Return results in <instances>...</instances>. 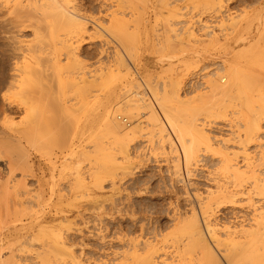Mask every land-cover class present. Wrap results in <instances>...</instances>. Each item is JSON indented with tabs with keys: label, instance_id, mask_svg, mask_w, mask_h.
Returning a JSON list of instances; mask_svg holds the SVG:
<instances>
[{
	"label": "rangeland",
	"instance_id": "obj_1",
	"mask_svg": "<svg viewBox=\"0 0 264 264\" xmlns=\"http://www.w3.org/2000/svg\"><path fill=\"white\" fill-rule=\"evenodd\" d=\"M70 1L72 3V5H70L71 3L69 4L70 7H75L78 13L86 16V24L89 22L87 26L90 29L86 26L85 34H83V36H86L82 38L83 41L81 38L79 40L81 45L80 43L78 45L80 47L79 50L76 51V54L78 53L77 57L74 56L72 58L74 62L72 59L67 61L66 58L62 56V59L60 58L61 62L57 66H61L64 69L62 70L61 68L60 71L58 69V72L63 75V77H61L63 81L66 77L65 82L68 85L74 80L73 78L77 76L78 79H76L79 82L80 75H83L87 79L86 90H84V93L87 94L85 95L83 93L84 96H81L80 93L78 96L79 93L76 87H73L74 89L68 87L66 88V92H68L63 93V98H67L65 100L68 101L70 100L68 98L74 95L71 97L68 104H75L79 108V110L77 107L72 108V110L75 109L73 111L77 114L72 111L69 117L70 119L63 121V126L64 128L67 126V130L71 125V128L66 131V134V129H64L63 132L62 123L56 121H53V123L49 122L46 127L44 126V129L38 128L39 125L41 127V124L36 123L37 125L39 124L36 127L38 128L37 131H39L37 134L40 137L37 135L34 137V142L36 141L35 145L33 144L34 142H32L31 144L33 145H31L28 140H23V143L25 142L24 146L27 152L26 157L28 165L26 163L17 164L8 161L10 155L7 156L8 154L0 147V264H62V262H64L63 264H70L68 263L70 260L68 257L56 255V251L53 248L54 246L51 241L53 242L54 237L58 235L62 237V241L59 240L61 239L59 236L57 237L58 240L65 242L66 251L69 254L74 253V256L77 257L82 264H144L140 259L143 260L144 256L148 254L150 247L159 249L157 258L155 259L158 264H199L200 260L198 259L202 256L200 254L201 250L197 249L196 251V249H194L192 252L186 253L184 249L189 239L188 236L183 234V227L185 224L187 225L189 223H187V221L191 220L194 211L197 212L201 222L204 223L203 227L206 230L208 238L217 251L216 254H218L217 256L219 257L217 258L218 260L220 259L218 264H229L230 262H228L227 259H229L228 257L230 255L227 251L230 250L229 253L235 252V250L239 249V245L242 246L245 243L246 239L240 237L243 234L240 235L239 233L237 235L240 238H237V242L240 243L243 240L244 243L242 244H238L236 240L234 242L228 241L225 237H220L221 242L219 241L218 243L213 238L212 234H210L209 230H211V228H208L207 225L210 223L209 221H211L212 224H217L218 227L221 228L224 226H231L233 229L240 231L247 228L249 229L251 225L253 226L255 224V222H253L255 221V211L253 206L245 200V196L238 195V198L235 197L234 201L229 197L227 199L224 198L226 196L219 193V187H229L231 188H227L229 190H233L234 188L238 189V187H234V185L236 186L238 184V181L236 180V182L230 173H227L225 170L224 159L227 158V153H230L229 155L231 157V154L233 155L237 152L241 153V151L245 149L247 153L250 155L252 154V159L254 158L253 161L257 169L256 175L258 179H263L264 167H262L263 164L260 166L258 161H260V155L264 153V137L253 140L254 142L247 141L246 143V141H244L245 139H243V136L246 134L244 131L245 122L242 123L243 120L239 115V111L242 110L239 105L243 101V99H239L242 98L243 95L240 97V95L238 93L236 94L233 90L235 93L230 91L227 95L228 91H226V93H224L225 96L222 93V95L219 94L222 96L221 98L217 96L218 94H215L216 92L214 93V82L216 81L215 83L217 84V81L220 80V85L222 87L224 85L225 87L226 83L229 81L228 76H226L228 75V70L226 71L225 68L229 67L231 61L237 60L238 54H235L237 53L235 49L240 47V50L241 48L242 51L243 49L246 50V46L249 43L251 44V41H258L260 38L263 33L262 31H264V0H221L220 4L222 5L218 4L217 0H209V2L207 0ZM212 2L214 5H211ZM212 6L213 8L211 9ZM218 6L220 7L218 8ZM259 11L261 12L259 13ZM175 14L176 17L173 16ZM247 14L249 17L246 16ZM167 15L172 16H169V19ZM167 17L168 19H165ZM229 17L232 19L229 20ZM247 18H249V20ZM50 19L48 20L53 22V20ZM136 21L140 26H138ZM96 22L104 29L99 27ZM233 22H235L236 25ZM237 22L241 24L239 23V25ZM113 24L118 28L115 27L114 29ZM189 24L190 26H188ZM233 24L235 26L238 24V26H242L243 28H234ZM55 25L57 24H54V26ZM91 25H95V27ZM60 26L59 24V31L57 30V26H55V28L53 27L52 39H50L51 37H49V39L47 37L46 39L49 44L52 42L51 47H55L57 53H60L58 49L59 47L61 48V39L63 40L66 37L67 40H69L68 38L71 37L72 40H76L72 38L75 35V32L73 35V29L75 30L73 25H71L72 27L70 25H68L69 27L67 26L68 28L71 27L70 29L72 31L65 29L67 28L66 25H63L64 29H60L62 27ZM96 26L98 30H96ZM126 27L128 28L126 29ZM117 29L118 31L123 29L124 31H122V34H124V32L127 34L123 37L121 33L118 34ZM69 33H71L72 36ZM25 34L27 41L32 39L30 32H25ZM56 34H58V36ZM67 35H70V37H67ZM257 41L255 42V47L259 49L260 42L262 41ZM257 43H259V45H257ZM58 44L59 46L57 47ZM135 44L137 45L135 46ZM153 44L154 46H152ZM75 46H77V43ZM250 46L248 45L247 47L250 48ZM173 47L175 50H173ZM55 49L53 48V50ZM120 50L123 53H121ZM133 50L134 52H132ZM247 50L245 52H247ZM255 50L257 51V49ZM234 51L236 52L234 53ZM118 52H120V55H123L119 56V54H116ZM155 52L156 54H154ZM238 53L240 54V52ZM233 54L234 56L236 55V59L232 57ZM76 61L77 63L80 61L81 64L78 66ZM125 61H127V63ZM65 63L67 65H65ZM197 64L200 65L197 66ZM248 67L247 70H250L251 73L250 75L247 74V76L251 77L250 79H254L253 77L257 74L259 78L257 79V75L255 76L257 82L255 83L256 87L259 89L258 86L261 85L260 80L262 79L263 83L260 89H263L264 77L262 76H264V71L262 69L264 68L256 66L254 68L253 66ZM206 69L208 70L206 71ZM7 70L5 67H1L0 71L6 73ZM124 71H126V73H124ZM105 74H109L108 78ZM97 80H102V82L99 81V83L101 82V86L104 85V88L103 86L101 87L99 83L98 85L97 83L94 85V82H98ZM212 82L214 85H212ZM96 85L99 86L98 89H96ZM257 88L256 91L254 90L255 92H264V89L257 90ZM75 90L77 93H75ZM97 90L99 92H97ZM95 92H97V94ZM255 92H252V94L254 93L253 96L251 95V97H253L252 101L258 102L256 99L257 97L254 96H256V94L258 96L260 92ZM234 94L237 95V97ZM64 95L66 97H64ZM166 96L171 101H169ZM164 97L168 101H166ZM236 98L239 99L237 100ZM76 99H79L78 103L80 105L76 103ZM233 99H236V101ZM73 100H76V102H71ZM134 100H137L136 103ZM163 100H165V102ZM79 101H82V103ZM238 101H240L239 105L237 104ZM169 102L170 106L167 104ZM81 104H83L85 108L83 112L82 110L80 111ZM131 104L135 105V110L134 107H131L130 110L128 109ZM127 105L129 107L126 108ZM233 105H238L239 108L238 106L234 108ZM202 106H204V109ZM253 106L255 107L254 104ZM161 107H163V109ZM44 109L47 111V108L43 106L40 108L41 111H44ZM169 109L170 111L173 109L172 112H170ZM131 110H134L133 113ZM150 110H154L160 116L155 113L157 118H154L153 115L152 117ZM221 110L222 112H220ZM179 111H182V113ZM196 111H198L197 114ZM166 112L174 117L178 113L177 117L180 116V120L182 117L184 119L187 118L184 117L185 114L190 118L191 115L188 113L193 114L195 112L190 119H192V121L195 120L196 122L194 123H197L196 125L198 127H203V134H206V137L200 136L205 142L201 139L204 143L201 142V146L199 145V148H197L196 162L193 161L190 165L186 164L185 156L183 157L184 152L182 155L183 148L181 149L180 147L182 143L181 141L179 142L181 144L178 143L176 140L177 137L175 138L177 135H175L170 125L167 126L168 118H166L167 121L164 120V117H167ZM256 112H258V108ZM81 113L82 115H80ZM258 113H256V119L260 120V125L264 132V116L259 114L260 117H258ZM22 115L24 117V114ZM22 115L15 116L14 121L15 127H21V129L22 126L26 128V126L30 125L28 124L29 122H23V124L17 126V121L20 122ZM19 117H21V119ZM71 117L75 121H71ZM120 117L122 119H127L129 125H126V123L119 119ZM100 119L102 121H100ZM68 120L69 123H67ZM105 121H107V123ZM154 122L156 123L155 125H153ZM108 123H114V126L111 125L108 127H110L112 131H116L115 137L118 140L114 135H111L115 132L110 134L108 131H112L109 129L108 131L106 130ZM105 124L106 128L104 126ZM53 125L56 126L53 127ZM59 127L62 128V132L59 130ZM169 127L172 131H170ZM200 127L198 129L201 130ZM203 130L201 131L203 132ZM45 131H47V133ZM129 131L132 133L135 132L136 138L134 140L133 138L135 135H131ZM56 132L58 134H56ZM171 132H174V134ZM52 134L54 135L52 136ZM98 136L100 137L98 138ZM111 136L114 137L115 140ZM262 136H264V134ZM37 137L39 138L37 139ZM210 137L212 139H210ZM60 138L66 141L64 140V142ZM122 138H124V140H121ZM125 138L127 142H131L123 144V142L126 141ZM168 139H170V143ZM55 140L57 142H54ZM206 140L208 143L207 146L204 145L206 144ZM120 141L122 142L120 143ZM117 142L119 144H117ZM117 145L122 146L119 147ZM71 147L72 149L68 150ZM100 148H103V150ZM121 151H124V153ZM240 153L237 154L239 157L236 156L235 159L232 157L233 163H238L242 168L241 171H245V162ZM109 158H111L112 161ZM123 158L126 160H123ZM110 161L114 165H112ZM109 164L110 167L108 166ZM17 178L23 180L22 183L25 181L24 185L26 187H23V189L27 188V190L24 189L23 191L22 189L19 192L23 184L21 185L20 183L21 187L15 185L18 181ZM13 180L16 182H13ZM21 180L18 182H21ZM249 181L246 180L240 184H244L240 187L241 190L245 192L254 190L251 186V181ZM232 182H235V184L233 185ZM7 183H10V185L7 186ZM10 188L12 189L10 190ZM12 191L15 193L17 191L19 192L15 194L18 198L15 197ZM255 192V190L250 191L251 195L253 193L255 194H253L254 196L252 195L254 198L253 202L257 205V208H263L264 198ZM10 193H12V195ZM8 194L9 196H6ZM209 200L210 209L208 208L207 211L210 213L207 215L204 214V210L202 209L204 204H208L207 202ZM21 201L23 202L22 204H20ZM253 202L252 204H254ZM56 234L57 236H54ZM45 239H48V241ZM230 242L231 244L232 242L233 244L236 242L237 246H232L233 244L230 245L233 248L236 247L234 250L229 248L230 246L228 245ZM48 243L49 245H47ZM52 253L55 256H53ZM138 256L140 257L138 258ZM137 258L138 261H136Z\"/></svg>",
	"mask_w": 264,
	"mask_h": 264
},
{
	"label": "bare ground",
	"instance_id": "obj_2",
	"mask_svg": "<svg viewBox=\"0 0 264 264\" xmlns=\"http://www.w3.org/2000/svg\"><path fill=\"white\" fill-rule=\"evenodd\" d=\"M174 1V0H173ZM209 2V0H207ZM176 2V1H175ZM218 4L221 3V0H217ZM70 0H0V70H1V67H5V69L7 70L6 73H3L0 71V147L3 148L4 152H6L9 156L10 155V159H8V161H12V163H26L28 165V162H27V152L25 150V146H24V143H23V140H28L30 142V144L32 142H34V137L37 135V129L38 128H42L44 129V126L46 127L48 125V123H53V121H56L58 123H62L61 126H63V121H66L67 119H70V114L73 110L72 108H75L77 107V109L79 110L78 106L75 105V104H72L71 102H76V100L74 101H71L70 103L71 104H68V102L71 100V97H73L71 95L70 97V94H69V97L68 99H70L69 101L68 100H65L67 98H63V93H67L66 92V88L68 87H76V90L78 91V96L80 95L81 93V96L83 95L84 93V90H86V81L87 79L82 75H80L79 77V82L77 81V77H74L73 81H69V85L65 82L66 80V77L64 78L65 80L63 81V79L61 77H63L62 74H60L58 72V69L59 71L61 70V66H57L60 64L61 62V57L64 56L66 58L67 61L71 60L74 56L77 57V54H76V51L79 50V43L81 45V42L79 41L80 38L81 40L83 41V37L86 36L83 34H85V30H86V16H83L82 14L78 13V10L74 7H70V5H72V3ZM76 3V2H75ZM145 3V2H144ZM70 4V5H69ZM157 4V2H156ZM194 4V3H193ZM203 4V3H202ZM206 5V4H205ZM209 5V4H208ZM211 5H214L213 2ZM222 5V4H220ZM158 6V5H157ZM194 6V5H193ZM168 7V6H167ZM200 7V6H199ZM215 7V6H214ZM220 6H218L219 8ZM192 8V7H191ZM202 8V7H201ZM213 8V6L211 7V9ZM257 8V7H256ZM264 8V7H263ZM184 9V8H183ZM187 9V8H185ZM198 9V8H197ZM203 9H204V6H203ZM207 9V8H205ZM222 9V8H221ZM250 9V8H249ZM172 10V9H171ZM182 10V9H181ZM195 10V9H194ZM193 10V11H194ZM210 10V9H209ZM208 10V12H209ZM214 10V9H213ZM220 10V9H219ZM248 10V9H247ZM173 11V10H172ZM184 11V10H183ZM186 11V10H185ZM218 11V10H217ZM255 11V10H254ZM169 12V11H168ZM181 12V11H179ZM216 12V11H214ZM258 12V10H257ZM256 12V13H257ZM261 11H259L260 13ZM185 13V12H184ZM192 13V12H191ZM213 13V12H212ZM231 13V12H230ZM247 13V12H246ZM170 14V13H169ZM187 14V13H186ZM141 15V14H140ZM182 15V14H181ZM212 15V14H211ZM214 15V14H213ZM216 15V14H215ZM252 15V14H251ZM161 16V15H160ZM168 16V15H167ZM170 17L172 15H169ZM168 16V17H169ZM174 17H176V14L173 15ZM185 16V15H184ZM224 16V15H223ZM242 16V15H241ZM248 16V14L246 15ZM94 17V16H93ZM165 18V19H168ZM169 17V19H170ZM173 17V19H174ZM195 17V16H194ZM227 17V16H226ZM249 17V16H248ZM51 18V19H50ZM95 18V17H94ZM134 18V17H132ZM157 18V17H156ZM155 18V19H156ZM183 18V17H182ZM181 18V19H182ZM186 18V17H185ZM230 18V17H229ZM246 18V17H245ZM251 18V16H250ZM48 19L50 20H53V22L49 21ZM113 19V18H112ZM139 19V18H138ZM143 19V18H142ZM179 19V18H178ZM190 19V18H189ZM228 19V18H226ZM232 18H230L229 20H231ZM241 19V18H240ZM249 20V18H247ZM120 20V19H119ZM185 20V19H184ZM193 20V19H192ZM224 20V19H223ZM222 20V21H223ZM236 20V19H235ZM242 20V19H241ZM94 21V20H93ZM134 21V20H133ZM150 21V20H149ZM155 21V20H154ZM159 21V19H158ZM228 21V20H227ZM237 21V20H236ZM244 21V20H242ZM137 22V21H136ZM166 22V21H165ZM190 22V21H188ZM209 22V21H208ZM230 22V21H229ZM241 22V21H240ZM239 22V23H240ZM104 23V22H103ZM113 23V22H112ZM116 23V22H115ZM140 23V22H139ZM159 23V22H158ZM167 23V22H166ZM180 23V22H179ZM225 23V22H223ZM223 23H222V26H223ZM235 25L236 23L233 22ZM238 23V22H237ZM238 23V24H239ZM242 23V22H241ZM240 23V24H241ZM54 24H57L55 26H57V30L59 29V24L62 26H60L61 28L60 29H64L63 28V25L66 27L68 25H73V27L75 28V30L73 29V35H74V32H75V37L73 36L72 38H75L76 40H72L70 35L71 33H69L70 35H67V37H70L68 38L69 40H67V38L65 37V39H61L60 41V44H61V48L59 47L58 49V52L60 53H57L55 47H53L55 50H53V48L51 47V44H49L47 42V37L49 39V37H51L50 39H52V34H53V27L55 28ZM97 24V22H96ZM138 24V22H137ZM156 24V23H155ZM171 24V23H170ZM199 24V22H198ZM207 24V23H206ZM226 24V23H225ZM224 24V25H225ZM233 24V25H234ZM233 26L234 28H237V29H242L243 27L242 26ZM239 24V25H240ZM89 25V24H88ZM100 26V24H97ZM114 25V24H113ZM152 25V24H151ZM160 25V24H159ZM167 25V24H166ZM219 25V24H218ZM221 25V24H220ZM91 26H94L95 25H91ZM137 26V25H136ZM138 26H140L138 24ZM157 26V25H156ZM172 26V25H171ZM190 26V24L188 25ZM214 26V25H212ZM69 27V26H68ZM65 28V29H68V30H71L70 28ZM88 27V26H87ZM116 25H114V29H115ZM123 27V26H122ZM135 27V25H134ZM153 27V26H152ZM167 27V26H166ZM186 27V25H185ZM208 27V26H207ZM206 27V28H207ZM229 27V26H228ZM262 27V26H261ZM102 28V27H101ZM100 28V29H101ZM118 28V27H116ZM128 27H126L127 29ZM156 28V27H155ZM178 28V27H177ZM202 28V27H201ZM200 28V29H201ZM230 28V27H229ZM88 29H90L88 27ZM87 29V30H88ZM104 29V28H102ZM111 29V27H110ZM159 29V28H158ZM165 29V28H164ZM169 29V28H168ZM174 29V28H173ZM189 29V28H188ZM197 29V28H196ZM208 29V28H207ZM264 29V28H263ZM96 30H98L97 26H96ZM135 30V29H134ZM137 30V29H136ZM59 31V30H58ZM72 31V30H71ZM105 31V30H104ZM109 31V30H107ZM111 31V30H110ZM115 31V30H113ZM112 31V33H113ZM121 31V32H120ZM122 31H124L123 29H120L118 31L117 29V32L118 34H122ZM170 31V30H169ZM219 31V30H218ZM227 31V30H226ZM260 31V30H258ZM25 32H30V36H32L31 40L27 41V37H26V34ZM63 32V31H62ZM70 32V31H68ZM116 32V31H115ZM132 32V31H131ZM172 32V31H171ZM176 32V31H175ZM173 32V33H175ZM192 32V31H191ZM207 32V31H206ZM240 32V31H239ZM242 32V30H241ZM261 32V31H260ZM259 32V33H260ZM263 33L259 34L260 36V40L258 39V41H262L260 42V45L259 43H257V45H259V49L256 48V41L252 42L251 41V44L249 43L248 45L250 46L247 47L246 46V50L247 52H245L246 50L243 49L242 51V48L241 50L238 48V49H235L237 51V53H235L236 51H234L235 54H238L240 56L237 55V60L235 61H231L227 67L228 68H225L226 71L228 70V75H225L228 76V83H226V86L223 87L220 85L219 81H217V84L214 82V85L213 82H212V85H214L215 87V90H214V93L215 94H218L217 96H220L222 98V94L224 95V93H226V91H228L227 95L230 93V91H235L236 94L238 93L240 95V97H242L241 95H243V97L245 98H236L237 100H242V103L240 104L238 101V105L240 106V110L239 111V115L241 117V119L243 120V122H245V136H243V139H245L244 141H251V142H254L253 140H258L260 139L261 137H264L262 136L264 134L263 132V128L262 126L260 125V120L258 121L256 119V116L258 113V117L259 114L260 115H263L264 116V92H260V91H257V92H260L262 94H256V96L254 97H257L256 99L258 100V102H255L254 100L252 101L253 97H251V95L253 96L252 92H255L256 91V80H255V76L257 75H253L254 79H250L251 77H248L247 74L250 75L251 71L250 70H247V68H249L248 66H253V68L256 66V67H263L264 68V31H262ZM56 33V32H55ZM88 33V32H86ZM97 33V32H96ZM99 33V32H98ZM219 33V32H218ZM224 33V32H223ZM233 33V32H232ZM114 34V33H113ZM116 34V33H115ZM127 34L126 32H124L123 37L124 35ZM129 34V33H128ZM155 34H158V33H155ZM239 34V33H238ZM55 35V34H54ZM58 36V34H56ZM112 35V34H111ZM164 35V34H163ZM167 35V34H166ZM191 35V34H190ZM211 35V34H210ZM56 36V38H57ZM61 36V35H60ZM72 36V35H71ZM115 36V35H114ZM117 36V35H116ZM121 36V35H120ZM158 36V35H157ZM170 36V35H169ZM195 36V34H194ZM224 36V35H223ZM236 36H237V33H236ZM235 36V37H236ZM257 36V35H256ZM258 36V37H259ZM90 37V36H89ZM119 37V36H117ZM122 37V38H123ZM162 37V36H161ZM179 37V36H177ZM184 37V36H183ZM196 37V36H195ZM234 37V38H235ZM238 37V36H237ZM242 37V36H241ZM257 37V38H258ZM55 38V39H56ZM94 38V37H93ZM115 38V37H114ZM159 38V37H158ZM169 38V37H168ZM218 38V37H217ZM230 38H233V37H230ZM127 39V38H126ZM125 39V40H126ZM166 39V37H165ZM173 39V38H172ZM178 39V38H177ZM176 39V40H177ZM182 39V37H181ZM197 39V38H196ZM46 40V41H45ZM128 40V39H127ZM136 40V39H135ZM167 40V39H166ZM174 40V39H173ZM209 40V39H208ZM220 40V39H218ZM254 40V39H253ZM130 41V40H129ZM138 41V40H137ZM164 41V40H163ZM171 41V40H170ZM179 41V40H177ZM186 41V40H185ZM191 41H192V38H191ZM228 41V40H227ZM226 41V42H227ZM257 41V42H258ZM58 42V41H57ZM125 42V41H124ZM128 42V41H127ZM126 42V43H127ZM197 42V41H196ZM210 42V41H209ZM217 42V40H216ZM219 42V41H218ZM224 42V43H226ZM77 43V46H75ZM173 43V42H172ZM187 43H188V40H187ZM255 43V45H254ZM140 44V43H139ZM159 44V43H158ZM164 44V43H163ZM197 44V43H196ZM222 44V43H221ZM253 44V45H252ZM132 45V44H131ZM137 44H135L136 46ZM160 45V44H159ZM211 45V44H210ZM220 45V44H219ZM226 45V44H225ZM59 46V44L57 45V47ZM126 46V45H125ZM134 46V44H133ZM154 46V44L152 45ZM193 46V45H192ZM208 46V45H207ZM124 47V46H123ZM163 47V46H162ZM172 47V46H171ZM245 47V46H244ZM52 48V49H51ZM136 48V47H135ZM164 48V47H163ZM200 48V47H199ZM212 48V47H211ZM227 48V47H226ZM118 49V48H117ZM124 49V48H123ZM179 49V48H178ZM196 49V48H195ZM206 49V48H205ZM208 49V48H207ZM230 49V47H229ZM257 49V51L255 50ZM53 50V51H52ZM60 50V51H59ZM129 50V49H128ZM153 50V49H152ZM173 50L174 47H173ZM224 50V49H223ZM240 50V51H238ZM102 51V50H101ZM116 51H119V50H116ZM121 51V50H120ZM156 51V50H155ZM163 51V50H162ZM178 51V50H177ZM217 51V50H216ZM225 51V50H224ZM229 51V50H228ZM242 51V52H241ZM105 52V51H104ZM129 52V51H127ZM134 52V50L132 51ZM131 52V53H132ZM158 52V51H157ZM174 52V51H173ZM176 52V51H175ZM240 52V54L238 53ZM120 52L116 53V54H119ZM121 53H123L121 51ZM161 53V52H159ZM233 53V52H232ZM231 53V54H232ZM136 54H137V49H136ZM156 54V52L154 53ZM230 54V55H231ZM123 55V54H121ZM119 54V56H121ZM129 55V54H128ZM132 55V54H130ZM201 55V54H200ZM162 56V55H161ZM228 57H230L229 55H227ZM236 56V55H235ZM234 56V54L232 55V57H234L236 59V57ZM61 58V59H60ZM117 58V57H116ZM122 58V57H121ZM128 58V57H127ZM131 58V57H130ZM134 58V57H133ZM132 58V59H133ZM239 58V59H238ZM64 59V58H63ZM196 59V58H195ZM228 59V58H227ZM65 60V59H64ZM73 62H74V59H72ZM77 60V59H76ZM79 60V58H78ZM123 60V59H122ZM190 60V59H189ZM193 60V59H191ZM63 61V60H62ZM117 61V60H116ZM72 62V61H71ZM120 62V61H119ZM127 63V61H125ZM133 62V61H132ZM211 62V61H210ZM69 63V62H68ZM189 63V62H187ZM199 63V62H198ZM71 64V63H70ZM76 64L79 66L80 61L79 63H77L76 61ZM180 64V63H179ZM195 64V63H194ZM65 65H67L65 63ZM69 65V64H68ZM186 65V64H184ZM200 65V64H197V66ZM120 66V65H119ZM207 66V65H206ZM211 66V65H210ZM216 66V65H215ZM7 67V68H6ZM115 67V66H114ZM184 67V66H183ZM182 67V68H183ZM222 67V66H221ZM66 68V67H65ZM72 68V67H70ZM74 68V67H73ZM126 68H127V65H126ZM192 68V67H191ZM195 68V66H194ZM198 68V67H197ZM204 68V67H203ZM218 68V67H217ZM246 68V69H245ZM64 68H62L63 70ZM113 69V68H111ZM110 69V71H111ZM122 69V68H121ZM162 69V68H161ZM166 69V68H165ZM169 69V68H168ZM187 69V68H186ZM210 69V68H209ZM223 69V68H222ZM221 69V70H222ZM257 69H261V68H257ZM256 69V70H257ZM72 70V69H70ZM129 70V69H128ZM160 70V69H159ZM189 70V68H188ZM196 70V68H195ZM205 70V69H204ZM208 69H206L207 71ZM264 71V69H262ZM261 70V71H262ZM73 71V70H72ZM109 71V70H108ZM214 71V70H213ZM225 71V72H226ZM250 71V72H249ZM262 71V72H263ZM69 72V71H68ZM75 72V71H74ZM77 72V70H76ZM104 72V71H103ZM101 72V73H103ZM159 72V71H158ZM221 72V71H220ZM249 72V73H248ZM67 73V72H66ZM106 73V72H105ZM116 73V72H114ZM121 73V72H120ZM119 73V74H120ZM124 73H126V71H124ZM184 73V72H183ZM223 73V72H222ZM258 73V72H257ZM70 74V73H69ZM78 74V73H77ZM259 74V73H258ZM262 74V73H261ZM62 75V76H61ZM74 75V74H73ZM107 75V74H105ZM103 75V76H105ZM113 75V73H112ZM260 75V74H259ZM69 76V75H68ZM109 74L107 75V78H108ZM206 76V75H205ZM252 76V75H251ZM160 77V76H159ZM264 77V76H262ZM70 78V77H69ZM77 78V79H76ZM121 78V77H120ZM166 78V77H165ZM164 78V80H165ZM213 78V76H212ZM227 78V77H225ZM259 78V76L257 75V79ZM76 79V80H75ZM167 79V78H166ZM220 79V78H219ZM72 80V79H71ZM108 80V79H107ZM115 80V79H114ZM113 80V81H114ZM209 80V79H208ZM222 80V79H221ZM76 81V82H75ZM98 81V80H97ZM102 82V80H99ZM98 82H94V85L97 83L98 85ZM214 81V80H213ZM101 82L99 83V85L101 86ZM112 82V81H111ZM133 82V81H132ZM206 82V81H205ZM223 82V81H222ZM260 84L262 85V79L260 80ZM259 83V82H258ZM171 84V83H170ZM96 85V86H97ZM137 85V84H136ZM181 85V84H180ZM208 85V84H207ZM211 85V84H210ZM259 85V84H258ZM259 85V89H260V86ZM103 88H104V85H102ZM101 86V87H102ZM139 86V85H138ZM99 86H97L96 89H98ZM131 87V86H130ZM264 87V86H262ZM213 88V87H212ZM74 89V88H73ZM94 89V88H93ZM95 89V90H96ZM132 89V88H131ZM148 89V88H147ZM257 88V90H259ZM264 89V88H263ZM263 89H260V90H263ZM69 90V89H68ZM75 90V91H76ZM94 90V91H95ZM129 90V89H128ZM176 90V89H175ZM255 90V91H254ZM74 91V90H73ZM77 91L75 93H77ZM102 91V90H101ZM142 91V90H141ZM210 91V90H209ZM233 91V92H234ZM97 92H99L97 90ZM97 92H95L97 94ZM128 92V91H126ZM234 92V93H235ZM255 92V93H257ZM130 93V92H129ZM153 93V92H152ZM204 93V92H203ZM222 93V94H221ZM85 94V93H84ZM87 94V93H86ZM85 94V95H86ZM156 94V93H155ZM208 94V93H207ZM221 94V95H219ZM66 95V94H65ZM64 95V97H66ZM123 95V94H122ZM126 95V94H125ZM141 95V94H140ZM144 95V94H143ZM235 95V94H234ZM263 95V96H262ZM81 96H80V99H81ZM84 96V95H83ZM95 96V95H94ZM110 96V95H109ZM127 96V95H126ZM225 96V95H224ZM237 97V95H235ZM88 97V96H87ZM96 97V96H95ZM239 97V96H238ZM86 98V97H85ZM157 98V97H155ZM166 98H168L166 96ZM75 99V98H73ZM121 99V98H120ZM165 99V97H164ZM176 99V98H175ZM174 99V100H175ZM179 99V98H178ZM217 99V98H216ZM236 99H233L236 101ZM245 99V100H244ZM255 99V100H256ZM79 100V99H78ZM78 100L76 103H78ZM99 100V99H98ZM157 100V99H156ZM166 100V99H165ZM165 100H163L165 102ZM169 101H171L169 98H168ZM166 100V101H168ZM173 100V99H172ZM84 101V100H83ZM137 100H134V102L136 103ZM178 101V100H177ZM184 101V100H183ZM187 101V100H186ZM185 101V102H186ZM80 103H82V101H79ZM109 102V101H108ZM133 102V100H132ZM157 102V101H156ZM175 102V101H174ZM188 102V101H187ZM207 102V101H206ZM215 102V101H214ZM231 102V101H230ZM255 102V103H253ZM96 103H97V100H96ZM160 103V102H159ZM176 103V102H175ZM179 103V102H177ZM189 103V102H188ZM212 103V102H211ZM258 103V105H257ZM79 104V103H78ZM84 104V103H83ZM83 104H81V109L80 111L82 110V112L84 111V107H83ZM158 104V103H157ZM169 106H170V102L167 103ZM172 104V103H171ZM192 104V103H190ZM203 104V103H202ZM201 104V105H202ZM232 104V103H231ZM235 104V103H233ZM253 104L255 105V107L253 106ZM80 105V104H79ZM161 105V104H160ZM166 105V103H165ZM200 105V104H199ZM198 105V106H199ZM205 105V104H204ZM215 105V104H214ZM218 105V104H216ZM220 105V104H219ZM224 105V103H223ZM222 105V106H223ZM226 105V104H225ZM236 105V106H238ZM243 107H242V106ZM256 105H257V108H258V112H256L257 108H256ZM44 107V108H47V111H41L40 108L41 107ZM85 106V105H84ZM104 106V105H103ZM130 106V107H129ZM127 105V107H129L128 109L130 110L131 107L133 108L134 107V110H135V105L131 104V105ZM163 106V105H162ZM174 106V105H173ZM184 106V104H183ZM196 106V105H195ZM236 106L233 105V107L235 108ZM238 106V108H239ZM102 107V106H101ZM139 107V106H137ZM154 107V105H153ZM159 107V105H158ZM164 107V106H163ZM163 107H161L163 109ZM172 107V106H171ZM169 107V108H171ZM204 106H202L203 108ZM210 107H213V106H210ZM228 107V106H227ZM226 107V108H227ZM232 107V106H231ZM242 107V108H241ZM83 108V109H82ZM165 108V107H164ZM196 108V107H195ZM200 108V107H199ZM201 108V110H202ZM219 108V107H218ZM217 108V109H218ZM155 109V108H154ZM168 109V108H167ZM174 109V108H173ZM169 111L172 112V110ZM178 109V108H177ZM177 109H176V112H177ZM187 109V108H186ZM194 109V107H193ZM198 109V108H197ZM204 109V108H203ZM223 109V108H222ZM233 109V108H232ZM231 109V110H232ZM134 110H131V112L133 113ZM183 110V108H182ZM189 110V109H188ZM187 110V112H188ZM191 110V109H190ZM236 110V109H234ZM89 111V110H88ZM98 111V110H97ZM151 111V116L153 115L154 118L156 117L155 115V111L153 110H150ZM185 111V109H184ZM192 111V110H191ZM75 112V111H73ZM175 112V111H174ZM173 112V113H174ZM182 113V111H179ZM198 111H196V114H197ZM219 112V111H218ZM222 112V110L220 111ZM228 112V111H227ZM76 113V112H75ZM88 113V112H87ZM162 113V112H161ZM165 113V112H164ZM167 113V112H166ZM201 113V112H200ZM24 114V117L23 115ZM77 114V113H76ZM131 114V113H130ZM158 114V113H156ZM180 114V113H179ZM190 114V118H192L193 114H195V112L192 114V113H188ZM220 114V113H219ZM217 114V115H219ZM18 115H22V119L21 117H19L21 120L20 122L17 121L18 125L17 126H20V124H23L24 123H28L30 124L29 126H26V128H24L22 126V129L21 127L20 128H17L15 127V124H14V121H15V116H18ZM82 115V113L80 114ZM165 115V114H164ZM163 115V117H164ZM174 115V114H173ZM178 115V113H177ZM177 115L172 116L171 114L167 113V117H164L163 119L167 121L166 118H168V124L167 122L165 121V123L168 125H170V127L173 129V131L175 132V138L176 140L178 141V143L181 141V149L183 148L182 150V155H183V152H184V155L183 157L185 156V162L187 165H190L191 162H196L197 161V148H199V145L201 146V142H203L202 140V137H206V134L204 135V130L201 128V130H203V132L198 129L199 127L194 123L196 122L195 120L192 121V119L188 118V116H184V117H187V118H183L184 120H180V116L177 117ZM212 115V114H211ZM222 115V113H221ZM235 115V114H234ZM76 116V115H75ZM95 116V115H94ZM150 116V115H149ZM152 116V117H153ZM158 116H160L158 114ZM166 116V115H165ZM14 117V118H13ZM77 117V116H76ZM79 117V116H78ZM151 117V118H152ZM196 117V116H194ZM217 117V116H216ZM219 117V116H218ZM262 117V116H261ZM102 118V117H101ZM145 118V117H144ZM150 118V119H151ZM157 118V117H156ZM227 118V117H226ZM264 118V117H263ZM262 118V119H263ZM76 119V118H75ZM115 119V118H114ZM19 120V119H18ZM24 120V121H23ZM74 120L72 117H71V121ZM154 120V119H153ZM152 120V121H153ZM162 120V119H161ZM75 121V120H74ZM100 121H102L100 119ZM163 121V120H162ZM55 122V123H56ZM77 122V121H76ZM97 122V121H96ZM107 123V121H105ZM104 122V123H105ZM9 123H10V126H9ZM16 123V122H15ZM36 123H40L41 124V127L39 125V127L37 128L36 126H38ZM69 123V120L68 122ZM75 123V122H74ZM150 123V122H149ZM164 123V122H163ZM8 124V126H7ZM66 124V123H65ZM109 124V125H108ZM107 124V128H106V124L104 125L106 130L108 131L111 130L110 127L108 126H111L113 125L112 123H108ZM152 124V123H151ZM156 123L154 122L153 125H155ZM26 125V124H25ZM57 125V124H56ZM56 125H53L56 126ZM68 125V124H66ZM70 125V124H69ZM97 125V124H96ZM152 125V126H153ZM164 125V124H162ZM114 126V125H113ZM119 126V125H118ZM117 126V128H118ZM160 126V125H159ZM165 126V125H164ZM202 126V125H201ZM239 126V125H237ZM243 126V125H242ZM75 127V125H74ZM169 127L170 131L171 128ZM198 127V128H197ZM240 127V126H239ZM56 128V127H55ZM53 128V129H55ZM61 130L62 128L59 127ZM69 128V126H68ZM70 128H71V125H70ZM69 128V129H70ZM73 128V127H72ZM167 128V127H165ZM241 128V127H240ZM239 128V129H240ZM40 129V130H42ZM64 129L65 130V134H66V131L67 130V126L66 128H64L63 126V132H64ZM115 129V128H114ZM49 130V128H48ZM72 130V129H71ZM132 130V129H131ZM153 130V129H152ZM157 130V129H156ZM167 130V129H166ZM43 131V130H42ZM55 131V130H54ZM112 131V130H111ZM165 131V130H164ZM243 131V130H242ZM243 131V133H244ZM44 132V131H43ZM42 132V133H43ZM47 133V131H45ZM62 132V130H61ZM72 132V131H71ZM93 132V131H92ZM111 135H114V137L116 136V131H108ZM131 131H129L130 133ZM169 132V131H168ZM174 132H171L172 134H174ZM49 133V132H48ZM60 133V132H59ZM73 133V132H72ZM135 133V132H134ZM131 132V135H135V137L133 138V140L136 138V134H134ZM44 134V133H43ZM56 134H58L56 132ZM55 134V136H56ZM68 134V133H67ZM71 134V133H70ZM160 134V133H159ZM169 134V133H168ZM171 134V135H172ZM45 135V134H44ZM51 135V133H50ZM54 134H52L53 136ZM64 135V134H62ZM103 135V134H102ZM108 135V134H107ZM129 135V136H131ZM204 135V136H203ZM54 136V137H55ZM159 136V135H158ZM202 136V137H200ZM40 137V136H39ZM37 137V139L39 138ZM42 137V136H41ZM60 137V135H59ZM62 137V136H61ZM65 137V136H64ZM100 136H98L99 138ZM102 137V136H101ZM112 137V136H111ZM114 137H112L114 139ZM132 137V136H131ZM245 137V138H244ZM49 138V137H48ZM56 138V137H55ZM63 138V137H62ZM60 138L62 141H64L65 139H62ZM95 138V137H94ZM111 138V139H112ZM116 138V137H115ZM238 138V137H237ZM236 138V139H237ZM36 139V140H37ZM43 139V138H42ZM50 139V138H49ZM53 139V138H51ZM117 139V138H116ZM126 139V138H125ZM179 139V140H178ZM202 139V140H201ZM210 139H212L210 137ZM209 139V140H210ZM227 139V138H225ZM240 139V138H239ZM115 140V139H114ZM118 140V139H117ZM121 140H124V138H122ZM170 139H168L169 141ZM39 141V140H38ZM49 141V140H48ZM53 141V140H52ZM50 141V142H52ZM61 141V143H62ZM66 141V140H65ZM64 141V142H65ZM97 141V140H96ZM100 141V140H99ZM235 141V140H234ZM242 141V140H241ZM54 142H57L56 140ZM53 142V143H54ZM60 142V141H58ZM64 142H63V145H64ZM69 142V141H68ZM116 142V141H115ZM122 141H120L121 143ZM131 141H128L127 142V139L124 143H129ZM172 142V141H171ZM205 142V140H204ZM203 142V143H204ZM227 142V141H226ZM238 142V141H237ZM36 141L33 143L35 145ZM40 143V142H39ZM48 143V142H47ZM60 143V144H61ZM102 143V142H101ZM114 143V142H113ZM170 143V141H169ZM31 144V145H33ZM41 144V143H40ZM52 144V143H51ZM68 144V143H67ZM116 144V143H115ZM117 144H119L117 142ZM174 144V143H172ZM178 144V145H179ZM207 140H206V145L207 146ZM244 144V143H243ZM72 145V144H71ZM110 145V144H109ZM202 145V146H204ZM250 145V144H249ZM51 146V145H50ZM62 146V145H61ZM70 146V145H68ZM73 146V145H72ZM99 146V145H98ZM119 146V145H117ZM122 146V145H120ZM119 146V147H120ZM125 146L127 147V145L125 144ZM169 146V145H168ZM243 146V145H242ZM241 146V147H242ZM35 147V146H34ZM67 147V145H66ZM95 147V146H94ZM100 147V146H99ZM103 147V146H102ZM244 147V146H243ZM1 148V149H2ZM65 148V147H64ZM110 148V147H109ZM206 148V147H205ZM237 148V147H236ZM264 148V146H263ZM72 149L69 148L68 150ZM103 150V148H100ZM121 149V148H119ZM124 149V148H123ZM203 149V148H202ZM240 149V148H239ZM243 149V148H241ZM64 150V149H63ZM99 150V149H98ZM101 150V151H102ZM118 150V149H117ZM201 150V149H200ZM207 150V149H206ZM212 150V149H211ZM209 150V151H211ZM233 150V149H232ZM95 151V150H93ZM111 151V150H110ZM217 151V150H216ZM240 151V150H239ZM124 153V151H121ZM215 152V151H214ZM264 152V150H263ZM116 153V152H115ZM120 153V152H119ZM126 153V152H125ZM128 153V152H127ZM212 153V152H211ZM216 153V152H215ZM234 153V152H233ZM240 153V152H237L236 154H231V157H230V153H227V158H225V170L227 173H230V175L235 179V181L237 180L238 181V184L235 186V182L232 184L234 185V187H238L237 188H234L233 190H229L227 189L225 186L224 187H219V193H221L222 195L226 196L224 198H231V200L235 199V197H237L238 195L239 196H245L246 199L254 208V211H255V218L253 222H255V224L252 226L251 224V228H247V229H242L243 230H237V229H233L231 226H224L223 228L221 227H218L217 224H212L211 221H209L210 223L207 225L208 228H211L210 231V234H212L213 238L216 240V242L219 243L220 241V237H225L228 241H235L237 242V238H240V237H243L246 239L245 243L243 242V240L238 243V244H242L244 243L242 246H238L239 249L235 250V252L233 251V253H229V251H227V253L230 255L228 257V255L226 254V256L230 259H227L228 262H230L231 264H264V207L263 208H257V205H255V203L253 202L254 198L253 196L251 195L250 191H256L258 195L262 196V198H264V178L262 179H258L256 173H257V169H256V166H255V163L251 157V155L249 153L246 152L245 149H243V151H241L240 155L242 154V157H243V160L245 162V171H241L242 168L238 165V163L235 164L233 163V159L232 157H234V159L236 158V156H238L237 154ZM121 154V153H120ZM119 154V155H120ZM221 154V153H220ZM103 155V154H102ZM100 155V156H102ZM114 155V154H113ZM223 155V154H222ZM118 156V154H117ZM221 156V155H220ZM112 157V156H111ZM127 157V156H126ZM239 157V156H238ZM9 158V157H7ZM69 158V157H68ZM114 158V157H113ZM111 160V158H109ZM125 158H123L124 160ZM128 159V158H127ZM122 160V161H123ZM126 160V159H125ZM223 160V161H224ZM242 160V161H243ZM259 160V159H258ZM109 161V160H107ZM112 161V160H111ZM110 161V163H111ZM222 161V162H223ZM236 161V160H235ZM257 161V160H256ZM203 162V161H202ZM114 163V162H113ZM201 163V162H200ZM258 163L260 164V166L263 164L262 167H264V153H262V155H260V161H258ZM112 164V163H111ZM117 164V163H116ZM13 165V164H11ZM10 165V166H11ZM16 165V164H15ZM68 165V164H67ZM107 165V164H106ZM114 165V164H112ZM119 165V164H118ZM257 165V163H256ZM110 167V164L108 165ZM192 166V165H191ZM106 167V166H105ZM189 167V166H188ZM259 167V166H258ZM108 168V167H107ZM116 168V167H115ZM91 169V168H90ZM113 169V168H112ZM188 169V168H187ZM186 169V171H187ZM189 170V169H188ZM224 170V171H225ZM100 171V170H99ZM175 171V170H174ZM97 172V171H96ZM259 172V171H258ZM178 173V172H177ZM128 174V173H127ZM262 174V173H261ZM131 175V174H130ZM121 176V174H120ZM231 177V178H232ZM9 178V176H8ZM7 178V180H8ZM15 179V178H14ZM18 179V178H17ZM16 179V181H17ZM21 180V179H18V181ZM251 181V186L253 187L254 190H250V191H244V190H241V186L244 185H240L242 182H245V181ZM12 181V180H11ZM13 180V182H16ZM17 181V182H18ZM236 181V182H237ZM249 181V182H250ZM8 182V181H7ZM12 182V183H13ZM15 185H19L20 186V183L21 185L23 184L22 188L19 189V192L23 189V187H26L24 185L23 180H21V182H18ZM102 183V181H101ZM10 185V183L8 184L7 183V186ZM232 185V186H233ZM9 187H12V186H9ZM7 188V187H6ZM224 188V189H223ZM8 189V188H7ZM12 188H10L11 190ZM25 189V188H24ZM23 189V191H24ZM245 189V188H244ZM252 189V188H251ZM27 190V188L25 189ZM8 191V190H7ZM218 191V190H217ZM10 192V191H9ZM8 192V193H9ZM14 192V191H12ZM18 192V191H17ZM16 192V193H17ZM18 192V193H19ZM27 192V191H26ZM31 192V191H30ZM255 192V193H256ZM5 193V192H4ZM14 192V195L16 194ZM17 193V194H18ZM24 193V192H23ZM12 195V193H10ZM36 194V193H35ZM211 194V193H210ZM218 194V193H217ZM28 195V193H27ZM26 195V196H27ZM214 195V194H213ZM6 196H9L6 195ZM23 196V195H21ZM20 196V197H21ZM212 196V195H211ZM15 197L18 198L17 195H15ZM222 197V196H220ZM10 198V197H9ZM24 198V197H23ZM238 198V197H237ZM7 199V198H6ZM12 199V198H11ZM4 200V199H3ZM2 200V201H3ZM24 200V199H23ZM29 200V199H28ZM225 200V199H224ZM235 201V200H234ZM9 202V201H8ZM210 200L207 202L208 206L206 204H204V207L202 210H204V214H207L210 213L208 210L209 206H210ZM252 202L254 204H252ZM23 202L21 201L20 204H22ZM206 203V202H204ZM248 203V204H249ZM251 206V207H252ZM263 206V205H262ZM1 207V206H0ZM201 207V206H200ZM210 209V208H209ZM211 211V210H210ZM212 213V212H211ZM208 217V216H207ZM208 219V218H207ZM189 220V219H188ZM249 221V220H248ZM189 222V223H188ZM186 223V222H185ZM187 225L185 224L184 227H183V234L188 236V244L186 243V248L184 247L186 253H190L192 252L194 249H199L201 250V253H200L202 256L199 261V264H218L220 262V259L218 260V254H216V250L215 248L213 247V244L211 243L210 239L208 238V235L206 233V230L204 229L203 227V224L201 222V219L199 218L197 212H193L192 214V218L191 220L187 221ZM252 223V222H251ZM183 226V225H182ZM248 226V225H247ZM250 227V226H249ZM181 229V228H180ZM179 230V229H178ZM181 231V230H180ZM61 232V231H60ZM242 235V236H238L237 234ZM59 234V233H58ZM209 234V233H208ZM47 235V234H46ZM61 235V234H60ZM51 236V234H50ZM54 236H57L54 235ZM53 236V237H54ZM59 236V235H58ZM57 236V237H58ZM44 237V236H43ZM46 237H49V236H46ZM57 237H54V240L53 242L51 241V243H53V248L55 249L56 251V255L58 256H66L68 257L70 260L68 263L70 264H82V262H80V260H78L77 257L74 256V253H68L65 249V242H61L62 241V237H60L61 241L58 240ZM181 237V236H180ZM52 238V237H51ZM50 238V239H51ZM49 239V238H48ZM48 239H45L48 241ZM64 239V238H63ZM213 239V240H214ZM46 241V242H47ZM213 242V241H212ZM221 242V241H220ZM232 242V244H233ZM236 242L232 245L231 242L229 243L228 246L232 245V246H237L236 245ZM50 243V241H49ZM49 243L47 245H49ZM50 243V244H51ZM214 243V242H213ZM228 243V242H227ZM152 245V244H150ZM185 246V245H184ZM230 246L229 248H232L231 250H234L236 247H232ZM146 247V246H145ZM144 247V248H145ZM149 247V246H148ZM49 248V247H48ZM51 248V247H50ZM49 248V249H50ZM147 248V247H146ZM145 248V249H146ZM52 249V248H51ZM54 251V250H53ZM158 251L159 249H157L156 247H150L149 250H148V254H146L143 258V260L140 259V261H143L144 264H158L155 259L157 258V255H158ZM184 251V250H183ZM232 252V251H231ZM54 253V252H53ZM52 253V255H53ZM185 253V252H184ZM164 255V254H163ZM42 256V255H41ZM55 256V255H53ZM200 256V255H199ZM140 256H138L139 258ZM218 257V258H217ZM54 258V257H53ZM135 258V257H134ZM138 258L136 261H138ZM199 258V257H198ZM51 259V258H50ZM58 259V258H57ZM56 259V260H57ZM64 259V258H63ZM49 260V258H48ZM54 260V259H53ZM60 260V259H59ZM197 260V261H198ZM10 261V260H9ZM62 261V260H60ZM67 261V260H66ZM5 263V262H4ZM14 263V262H13ZM64 262H62L63 264ZM177 263V262H176ZM229 263V264H230ZM47 264V263H46ZM163 264V263H162ZM166 264V263H165ZM173 264V263H172Z\"/></svg>",
	"mask_w": 264,
	"mask_h": 264
},
{
	"label": "built area",
	"instance_id": "obj_3",
	"mask_svg": "<svg viewBox=\"0 0 264 264\" xmlns=\"http://www.w3.org/2000/svg\"><path fill=\"white\" fill-rule=\"evenodd\" d=\"M119 119H121L124 123H126V125H129V123L127 122V119L125 118L122 119L121 117Z\"/></svg>",
	"mask_w": 264,
	"mask_h": 264
}]
</instances>
